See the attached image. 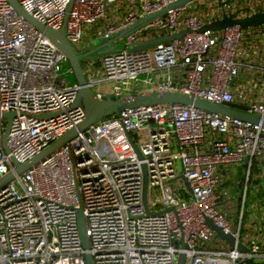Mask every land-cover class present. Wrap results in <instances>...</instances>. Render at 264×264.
I'll use <instances>...</instances> for the list:
<instances>
[{
	"label": "built area",
	"instance_id": "2783aa9c",
	"mask_svg": "<svg viewBox=\"0 0 264 264\" xmlns=\"http://www.w3.org/2000/svg\"><path fill=\"white\" fill-rule=\"evenodd\" d=\"M18 1L53 28L69 2ZM171 1L72 0L66 35L93 92L177 90L264 115V21L199 28L264 12V0H186L114 36ZM183 28L181 36L133 47ZM93 38L122 47L98 53ZM68 73L65 54L0 0V176L12 156L26 160L83 118L72 106L79 83ZM7 109L14 114L4 139ZM79 202L88 246L79 237ZM87 251L93 264H176L180 251L184 264H264V124L185 102L132 105L0 185V264H87Z\"/></svg>",
	"mask_w": 264,
	"mask_h": 264
},
{
	"label": "water",
	"instance_id": "95a60500",
	"mask_svg": "<svg viewBox=\"0 0 264 264\" xmlns=\"http://www.w3.org/2000/svg\"><path fill=\"white\" fill-rule=\"evenodd\" d=\"M14 7L15 11L18 14L23 15L35 28L39 31H42L53 43L59 48L66 56L69 65H71L73 74L76 82L79 83L74 101L72 106L80 105L83 108L84 116L81 120L78 121L75 125L68 127L67 129L60 132L55 138L45 144L40 150L35 152L30 157L26 158L24 161H20L14 156H12L13 166L9 168L6 173L0 176V185L5 184L9 179L15 176L16 173H20L22 170L26 169L27 166L32 163L42 159L44 156L49 154L54 148L61 145V143L67 141L68 139L75 136L78 130L84 128L88 124L94 122L96 119L100 118L103 115L111 113L112 111L119 112L120 109L130 107L132 105L137 104H147V102H185L193 104L197 107H203L211 111H220L222 113H226L232 116H239L243 119H247L250 121H261L264 124V115L258 113L256 111L248 110L245 105L240 104L238 102H215L209 100L205 97H193L191 94L187 92H179L177 90H130V92H106L102 96L96 95L92 88L87 84L85 73L83 71L82 65L80 63L81 52L77 47L73 45V43L68 39L65 30V23L69 14V9L72 3V0L66 5L65 14L62 23L57 27L53 28L49 25H46L44 22L36 18L32 13L28 12L18 0H9ZM186 0H174L168 2L166 5H163L161 8L156 11L145 13L143 16L137 17L132 23L128 24V26L121 27L119 30L114 32V36H118L123 38L128 31L135 29V27L145 23V21L150 20L156 15L162 14L164 9L167 6H175ZM264 21V12L257 11L251 13V15L243 16V17H231V16H223L214 21L205 23L199 26L200 29L210 27L216 28L221 27L226 24H230L233 22H239L241 24H251V23H259ZM188 28H183L181 31L174 33H166L157 37L146 38V40L139 41L134 44L135 48H143L148 43H152L154 41L170 38L175 36H181V34L186 31ZM96 39H93L92 42H95ZM122 43L115 42L110 43V40L99 41L93 46V50H96L98 53H103L107 51H111V49H119L122 46ZM2 114L8 115L7 124L5 130L3 132L4 139L6 138V134L9 130L11 123V116L14 114V110L7 109L2 111ZM42 114H50L49 112H42ZM130 136V134L127 132ZM134 147L137 149L136 145L133 143ZM7 148V147H6ZM139 152V151H138ZM139 155L141 153L139 152ZM146 178L144 176L143 186L145 185ZM143 201H145V189L143 190ZM146 205V204H145ZM76 219L78 223L79 237L82 240V244L84 246H88L89 240H87L86 234V223L83 213V206L81 202H79V206L77 207ZM205 220L210 224V226L215 230L216 234L220 237H224L228 240L230 244H234V236H232L229 232L225 231L222 227L217 225L213 219L209 216L205 217ZM184 245V243H182ZM238 247L245 248V245L239 241L237 242ZM85 258L87 264H93V258H91L90 252H85ZM186 259V255L183 251L178 253V259L176 264H184ZM249 264H254L253 259H248Z\"/></svg>",
	"mask_w": 264,
	"mask_h": 264
},
{
	"label": "rangeland",
	"instance_id": "374dc122",
	"mask_svg": "<svg viewBox=\"0 0 264 264\" xmlns=\"http://www.w3.org/2000/svg\"><path fill=\"white\" fill-rule=\"evenodd\" d=\"M93 39H94V38H93ZM95 42L98 43V42H99V39H96ZM118 42H119V43H122L121 40H118ZM96 43H95V44H96ZM67 77L69 78V81H70V82L74 81V79H75L73 73H68V74H67ZM131 134L137 135L135 131H133V132L131 131Z\"/></svg>",
	"mask_w": 264,
	"mask_h": 264
}]
</instances>
